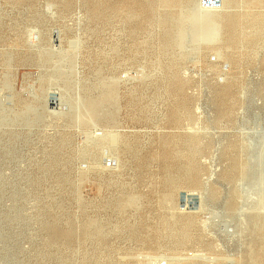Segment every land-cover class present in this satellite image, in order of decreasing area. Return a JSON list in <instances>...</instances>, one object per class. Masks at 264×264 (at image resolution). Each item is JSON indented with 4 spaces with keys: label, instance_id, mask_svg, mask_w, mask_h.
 <instances>
[{
    "label": "rangeland",
    "instance_id": "374dc122",
    "mask_svg": "<svg viewBox=\"0 0 264 264\" xmlns=\"http://www.w3.org/2000/svg\"><path fill=\"white\" fill-rule=\"evenodd\" d=\"M158 262L264 264V0H0V264Z\"/></svg>",
    "mask_w": 264,
    "mask_h": 264
},
{
    "label": "built area",
    "instance_id": "2783aa9c",
    "mask_svg": "<svg viewBox=\"0 0 264 264\" xmlns=\"http://www.w3.org/2000/svg\"><path fill=\"white\" fill-rule=\"evenodd\" d=\"M222 0H202V5L207 9H217L221 7Z\"/></svg>",
    "mask_w": 264,
    "mask_h": 264
},
{
    "label": "bare ground",
    "instance_id": "6f19581e",
    "mask_svg": "<svg viewBox=\"0 0 264 264\" xmlns=\"http://www.w3.org/2000/svg\"><path fill=\"white\" fill-rule=\"evenodd\" d=\"M195 256H196V255H195ZM199 256L201 257V256H203V255H200V254H199ZM199 256H198V257H199ZM204 257H205V255H204ZM207 257H208V256H207ZM195 258H196V257H195ZM205 258H206V257H205ZM210 258H211V257H210ZM199 259H200V258H199ZM202 259H204V258H202ZM178 260H179V259H178ZM205 260H206V259H205ZM212 260H213V259H212ZM208 261H211V260H208ZM160 262H161V261H160ZM156 264H161V263L158 262V263H156ZM162 264H166V263H162Z\"/></svg>",
    "mask_w": 264,
    "mask_h": 264
}]
</instances>
